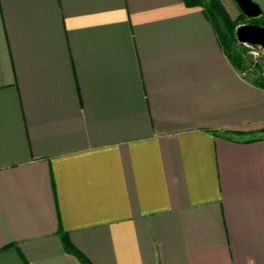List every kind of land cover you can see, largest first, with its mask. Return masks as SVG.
Returning <instances> with one entry per match:
<instances>
[{
	"label": "crops",
	"instance_id": "0c3cea01",
	"mask_svg": "<svg viewBox=\"0 0 264 264\" xmlns=\"http://www.w3.org/2000/svg\"><path fill=\"white\" fill-rule=\"evenodd\" d=\"M253 75L199 5L0 0V264H264Z\"/></svg>",
	"mask_w": 264,
	"mask_h": 264
},
{
	"label": "trees",
	"instance_id": "16d2710c",
	"mask_svg": "<svg viewBox=\"0 0 264 264\" xmlns=\"http://www.w3.org/2000/svg\"><path fill=\"white\" fill-rule=\"evenodd\" d=\"M184 5H199L204 17L211 23L216 39L220 44L221 49L229 59V61L239 70L249 73L247 57L244 53V47L241 43L237 42L233 37V28L238 23L237 20L246 18L239 10L233 18H230L221 4L220 0H181ZM248 23H256L264 26V10L260 9L259 14L256 16L248 17ZM255 70L254 80L261 83L259 71L261 70L259 64H253ZM250 66V67H251ZM253 68V67H252ZM252 70V69H251ZM79 260L87 262L85 258L73 247H68Z\"/></svg>",
	"mask_w": 264,
	"mask_h": 264
},
{
	"label": "water",
	"instance_id": "95a60500",
	"mask_svg": "<svg viewBox=\"0 0 264 264\" xmlns=\"http://www.w3.org/2000/svg\"><path fill=\"white\" fill-rule=\"evenodd\" d=\"M246 17L256 16L260 7L253 0H232ZM234 39L241 44H256L264 51V26L256 23H240L233 28Z\"/></svg>",
	"mask_w": 264,
	"mask_h": 264
},
{
	"label": "rangeland",
	"instance_id": "374dc122",
	"mask_svg": "<svg viewBox=\"0 0 264 264\" xmlns=\"http://www.w3.org/2000/svg\"><path fill=\"white\" fill-rule=\"evenodd\" d=\"M253 1H255L258 4L260 9L264 10V1H261V0H253ZM220 2L223 5V7L226 10L229 17L233 18L236 15V13L238 12V8L236 7L235 3L232 0H220ZM237 22H238L237 24L248 23L249 19H248V17H246L242 20H237ZM244 51H246V49H244ZM248 61L249 60H247V63H245V64H248L249 65L248 68L252 69V70L251 69L248 70L249 73H255V72H251V71L255 70V67L254 66L250 67V62L248 63ZM253 62H254V64H259L261 70L264 69V51H257L255 56L253 57ZM243 73H244V71H243ZM245 73H247V72L245 71Z\"/></svg>",
	"mask_w": 264,
	"mask_h": 264
},
{
	"label": "built area",
	"instance_id": "2783aa9c",
	"mask_svg": "<svg viewBox=\"0 0 264 264\" xmlns=\"http://www.w3.org/2000/svg\"><path fill=\"white\" fill-rule=\"evenodd\" d=\"M244 49H246V51H244L247 59L249 60L248 63L250 62V66L254 64L253 62V57L255 56V54L257 53V51H263L258 45L256 44H242ZM242 71V70H241ZM243 73V71H242ZM259 75L261 78V86L264 90V69L259 71Z\"/></svg>",
	"mask_w": 264,
	"mask_h": 264
}]
</instances>
